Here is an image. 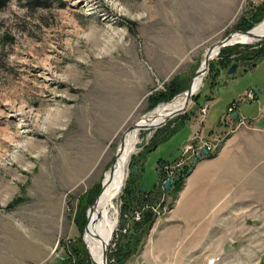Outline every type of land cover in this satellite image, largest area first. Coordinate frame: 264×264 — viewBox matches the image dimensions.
<instances>
[{"label":"rangeland","instance_id":"rangeland-1","mask_svg":"<svg viewBox=\"0 0 264 264\" xmlns=\"http://www.w3.org/2000/svg\"><path fill=\"white\" fill-rule=\"evenodd\" d=\"M47 1L30 7L7 0L0 9V264H97L85 234L123 133L183 96L209 46L259 27L264 15L255 23L250 17L264 0ZM251 41L227 45L210 60L184 111L139 129L113 199L117 222L106 264H264V154L246 170L256 195L245 221L214 231L172 234L168 221L184 180L173 184L195 158L168 190L157 173L159 161L178 158L193 134L212 137L215 152L229 137L218 120L232 102L246 117L257 116L264 39ZM249 90L259 97L246 99ZM205 103L206 128L199 113ZM196 120L203 128L191 134Z\"/></svg>","mask_w":264,"mask_h":264},{"label":"crops","instance_id":"crops-1","mask_svg":"<svg viewBox=\"0 0 264 264\" xmlns=\"http://www.w3.org/2000/svg\"><path fill=\"white\" fill-rule=\"evenodd\" d=\"M258 97L255 93L252 96L253 99ZM260 100L262 101L261 98ZM262 102L258 104L259 113L254 119L242 114V107L235 102L227 106L222 119L218 120V131L228 130L229 137L215 152L202 154L185 175L168 220L176 228L171 229L172 234L183 228L214 231V227L235 226L237 220L245 221V213L249 212L251 204L250 197L256 195L246 183L251 178L246 170L249 172L250 164H256L259 156L264 154V101ZM233 112H236L234 116ZM206 119L207 114L203 121L204 128L208 126L204 125ZM244 119L248 125L243 124ZM196 124L191 134L196 129L202 130L203 127H199L197 120ZM212 131L214 132L210 129L206 134ZM201 136L212 141V137Z\"/></svg>","mask_w":264,"mask_h":264},{"label":"bare ground","instance_id":"bare-ground-1","mask_svg":"<svg viewBox=\"0 0 264 264\" xmlns=\"http://www.w3.org/2000/svg\"><path fill=\"white\" fill-rule=\"evenodd\" d=\"M256 29H251L249 34L236 33L230 38L229 42H246L252 40L255 42L264 38V21L258 25ZM237 36V37H236ZM211 48V49H210ZM207 48L210 50V57L214 58L220 48L217 44L213 47ZM207 51V52H208ZM204 61L202 62L199 73L196 75L197 79L195 85L192 83L191 87L193 92H196L202 85V81L206 75V67ZM205 71V72H204ZM178 98L171 101V103L158 107L155 111L148 113L145 117L141 118L138 123L141 127H137L123 136V142L119 149L117 156V164L114 169L107 172V179L105 180L103 193L94 206L89 216V223L85 234V241L88 245L89 251L92 254L97 264H105L103 260V252L111 237L112 231L116 222V208L113 199L118 195L122 187V183L127 175L128 160L133 152H135V143L138 141V131L143 128H150L149 126H157L165 121L167 115L178 111L184 104L186 93H182ZM102 215H101V214ZM101 215V217H100ZM209 264H213L210 260Z\"/></svg>","mask_w":264,"mask_h":264},{"label":"water","instance_id":"water-1","mask_svg":"<svg viewBox=\"0 0 264 264\" xmlns=\"http://www.w3.org/2000/svg\"><path fill=\"white\" fill-rule=\"evenodd\" d=\"M251 29H252V28H251ZM251 29H249V30H247V31H237V32H234V33L249 34ZM234 33L229 34L228 36H226L224 39H222V40L218 43V44L220 45V48H219L218 53L220 52V50H221L223 47H225V46H227V45H232V44H234L233 42H229L231 36H232ZM261 39H264V38H261ZM261 39H260V40H261ZM235 43H238V42H235ZM240 43H246V42H240ZM210 47H211V46H209L208 48H210ZM210 49H211V48H210ZM207 51H208V50L205 51V55H204V63H205V65H206V66H205V67H206V69H205L206 72H207V70H208V65H209V63H210V60L212 59V58L210 57V53H209L210 50H209L208 52H207ZM218 53H217V54H218ZM200 67H201V66H200ZM237 67H238V64L233 63V64L228 68L227 73H228V74H233V73L235 72V70L237 69ZM199 69H200V68H199ZM199 69L196 71V75L199 73ZM205 71H204V72H205ZM196 75H195V76H196ZM191 82H192V81H191ZM191 82L189 83L187 89L184 91V92L186 93V98H185V101H184L183 106H182L178 111H175V112H173V113L170 114V115H167L166 118H165V121H164L163 123H165L169 118H171V117L177 115L178 113L184 111V109L186 108V106L188 105L189 101L191 100L192 96H193L194 93H195V92H193V90H192ZM254 90L257 91V89H254ZM184 92H183V93H184ZM235 114H236V112H233V116H234ZM163 123H160V124L157 125V126H149V127H150V128H156V127L162 125ZM137 127H141V126L139 125L138 122H136V123H134L133 125H131L130 127H128L127 130H126L123 134H126V133H128L129 131H131V130L137 128ZM142 128H143V127H142ZM121 144H122V143H121V141H120V143H119V147H118V150L121 148ZM118 150H117V152H118ZM202 153H203V154H207V153H208L207 149H206V148H202ZM200 156H201V153L197 154V155H196V158L193 160L192 164H195V162L197 161L198 158H200ZM161 163H162V162H160L159 165H161ZM111 167H112V166H111ZM111 167L109 168V170L111 169ZM135 171H136V168L133 169V172H135ZM157 173H158V175L161 174V169H160V167H158V169H157ZM172 183H173V179H172V178H167V179L164 181V183H163V184H164V189H165V190H168V189L170 188V186H171ZM140 191H142V192H146L147 190H146V189H142V188H140ZM99 195H100V194H99ZM99 195H98V196H99ZM98 196H97V198H98ZM97 198L95 199L94 203H93L92 205L89 206V208H88V210H87V218H88L89 211L91 210V208H92L93 205L95 204ZM116 222H117V219H116ZM116 222H115V224H116ZM86 223H87V222H86ZM85 227H86V225H85ZM84 230H85V228H84ZM107 253H108V247L106 246L105 249H104V252H103V260H104V263H105V264H106V259H107Z\"/></svg>","mask_w":264,"mask_h":264},{"label":"built area","instance_id":"built-area-1","mask_svg":"<svg viewBox=\"0 0 264 264\" xmlns=\"http://www.w3.org/2000/svg\"><path fill=\"white\" fill-rule=\"evenodd\" d=\"M253 93L252 91H249L246 94V99L252 98ZM208 111V104L205 103L199 108V113L201 116H203L205 119L206 114ZM202 119V120H203ZM245 120V119H244ZM244 120L242 121L244 123ZM198 143H202V145L198 146ZM214 147V140L210 141L204 137H202L200 134H193L190 136V138L187 141V144H184L181 148V154L180 156L172 161V162H166L165 164L162 162L160 169L162 170L163 177L165 179L172 178L174 179L177 177L178 171L183 168L185 165H187V162L190 161L192 158H196V155L202 153V148H206L208 152Z\"/></svg>","mask_w":264,"mask_h":264},{"label":"trees","instance_id":"trees-1","mask_svg":"<svg viewBox=\"0 0 264 264\" xmlns=\"http://www.w3.org/2000/svg\"><path fill=\"white\" fill-rule=\"evenodd\" d=\"M6 3H7V0H0V9H2L5 5H6ZM25 4L27 5V6H32V7H34V6H38V5H43V6H48V1L47 0H25ZM262 5H259L258 7H257V9H255V13L254 12H251V22H253V23H255V22H258V21H260L261 19H262V17H263V15H264V1H263V3H261ZM245 22V21H244ZM246 23V22H245ZM251 65H252V67H253V63H251ZM249 68H251V67H249ZM245 69H247V68H244V70ZM156 146V145H155ZM161 161H159V163H160ZM188 167H184L182 170H181V172H180V174H179V177L176 179V181L174 182V184H173V186H174V188H178V186L180 187V185L182 184V181L184 180V176H185V174L188 172ZM159 177H163V175L162 174H160V175H158ZM156 186V185H155ZM155 188V187H154ZM147 192L148 191H146V192H144L143 193V195H147ZM142 194V193H141ZM128 205H129V201L126 199V197L124 196V201H123V205H122V209H126L127 207H128ZM149 212V211H148ZM148 212L146 213V214H144V218H143V221H146L147 219H148V217H149V215H148ZM138 225V223H133V227L135 228L136 226ZM124 237V235H121V237L120 238H123ZM81 239H80V237L78 238V241L79 242H81L80 241ZM127 251L124 253L125 255L126 254H129L130 252H131V250H132V248H133V245H132V243H131V240H130V238L128 239V242H127Z\"/></svg>","mask_w":264,"mask_h":264},{"label":"flooded vegetation","instance_id":"flooded-vegetation-1","mask_svg":"<svg viewBox=\"0 0 264 264\" xmlns=\"http://www.w3.org/2000/svg\"><path fill=\"white\" fill-rule=\"evenodd\" d=\"M162 162V161H161ZM161 165H159V163H158V167H160ZM161 174L163 175V173H162V170H161ZM164 176V175H163Z\"/></svg>","mask_w":264,"mask_h":264}]
</instances>
